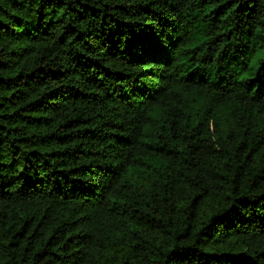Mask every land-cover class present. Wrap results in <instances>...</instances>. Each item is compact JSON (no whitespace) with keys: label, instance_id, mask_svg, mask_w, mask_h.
<instances>
[{"label":"trees","instance_id":"obj_1","mask_svg":"<svg viewBox=\"0 0 264 264\" xmlns=\"http://www.w3.org/2000/svg\"><path fill=\"white\" fill-rule=\"evenodd\" d=\"M0 264H264V0H0Z\"/></svg>","mask_w":264,"mask_h":264}]
</instances>
